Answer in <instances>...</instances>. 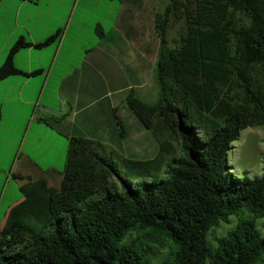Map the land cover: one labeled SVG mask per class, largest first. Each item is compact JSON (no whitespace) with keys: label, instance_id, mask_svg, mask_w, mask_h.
<instances>
[{"label":"trees","instance_id":"1","mask_svg":"<svg viewBox=\"0 0 264 264\" xmlns=\"http://www.w3.org/2000/svg\"><path fill=\"white\" fill-rule=\"evenodd\" d=\"M117 1L130 38L142 0ZM154 28L158 96L148 102L132 89L126 99L154 153L126 152V136L70 137L60 187L0 226V264H264V167L251 178L229 160L241 131L264 125V0H167ZM62 33L39 43L20 37L0 80L38 73L17 67L16 55ZM222 223L231 227L212 240Z\"/></svg>","mask_w":264,"mask_h":264},{"label":"crops","instance_id":"2","mask_svg":"<svg viewBox=\"0 0 264 264\" xmlns=\"http://www.w3.org/2000/svg\"><path fill=\"white\" fill-rule=\"evenodd\" d=\"M112 1H0V66L20 37L39 43L63 29L50 44L23 48L16 55L17 67L38 73L0 80L1 227L19 209L32 205L33 198L60 187L70 137L110 142L131 137L132 127L142 131L126 100L132 89L138 95L137 85L144 86L140 76L150 68L147 49L138 45L135 14L130 38L120 23L122 4L108 30L101 15L93 24L83 16L74 22L78 12L111 10ZM49 46L53 49L46 50ZM121 105L130 120L120 114ZM51 115L62 119L59 128L44 121ZM32 161L52 173L44 174Z\"/></svg>","mask_w":264,"mask_h":264},{"label":"rangeland","instance_id":"3","mask_svg":"<svg viewBox=\"0 0 264 264\" xmlns=\"http://www.w3.org/2000/svg\"><path fill=\"white\" fill-rule=\"evenodd\" d=\"M76 1L77 0H73L74 4ZM166 1L167 0H142V4L134 9L135 20L139 27V31H137L138 45L147 49L148 60L150 62V68L147 69V73L140 76L141 79H144V86L138 89L137 85L136 90H138L137 92L140 98L148 102H155L159 88L155 70L159 39L154 28V15L157 10H163ZM111 3L113 5L111 10L101 8V10L98 11L89 10L84 13L78 12L74 22H77L79 17L83 16L93 24L99 15H101L104 27L108 30L113 24V15L121 7L120 2L117 0ZM183 30L184 26L182 23L176 24L170 30V37L175 40ZM122 34L126 37L123 32ZM96 35L99 37L98 33H96ZM124 39L130 42V40H128L129 38L126 37ZM52 47L53 46H49L46 50H51L53 49ZM50 60L48 62H50ZM123 60H126V58H123ZM129 81L133 84L134 79L131 77ZM120 114L122 116L126 114L127 119L130 120L129 112L126 113V108L123 105L120 106ZM129 130L133 135L124 142V147L127 150L126 152H135L139 156L152 155L155 151V144L148 134L144 131H134L133 127ZM229 160L234 167L233 170L241 175L247 174L251 178H254L257 174H260L264 167V125L250 126L242 130L239 139L232 144ZM259 223L261 229L264 231V219H260ZM230 227L231 225L222 223L211 232L210 237L212 240H215L216 236L223 234ZM170 249L169 243L164 246L157 245L154 249L156 255L153 256V260L158 262L169 253Z\"/></svg>","mask_w":264,"mask_h":264}]
</instances>
